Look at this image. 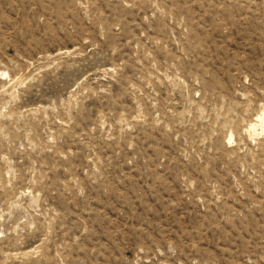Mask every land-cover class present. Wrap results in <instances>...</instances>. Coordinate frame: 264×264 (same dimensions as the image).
<instances>
[{"label": "rangeland", "instance_id": "374dc122", "mask_svg": "<svg viewBox=\"0 0 264 264\" xmlns=\"http://www.w3.org/2000/svg\"><path fill=\"white\" fill-rule=\"evenodd\" d=\"M262 112L264 0H0V264H264Z\"/></svg>", "mask_w": 264, "mask_h": 264}, {"label": "bare ground", "instance_id": "6f19581e", "mask_svg": "<svg viewBox=\"0 0 264 264\" xmlns=\"http://www.w3.org/2000/svg\"><path fill=\"white\" fill-rule=\"evenodd\" d=\"M261 130V132H264V112H262L260 115H257L255 123H250L247 129V133L250 138H253L257 136L258 134L260 135L258 130ZM264 134V133H263ZM232 140L229 138V142Z\"/></svg>", "mask_w": 264, "mask_h": 264}]
</instances>
